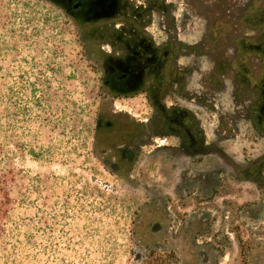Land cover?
<instances>
[{
    "label": "rangeland",
    "instance_id": "rangeland-1",
    "mask_svg": "<svg viewBox=\"0 0 264 264\" xmlns=\"http://www.w3.org/2000/svg\"><path fill=\"white\" fill-rule=\"evenodd\" d=\"M167 1L183 14V43L165 58L167 9L156 6V62L131 67L139 85L123 95L105 84L108 63L135 55L116 16L0 0V165L12 219L38 222L21 264H133L151 249L177 264H264V0H221L236 40L219 62L191 50L215 26L200 4L216 0ZM155 132L179 145L158 149Z\"/></svg>",
    "mask_w": 264,
    "mask_h": 264
},
{
    "label": "flooded vegetation",
    "instance_id": "flooded-vegetation-1",
    "mask_svg": "<svg viewBox=\"0 0 264 264\" xmlns=\"http://www.w3.org/2000/svg\"><path fill=\"white\" fill-rule=\"evenodd\" d=\"M132 0H65L68 3V9L73 15H83L87 16L89 19H108L112 16H116L117 20L120 22L117 26V34L119 35V41L123 45L131 44L135 48V55L122 54L123 57L119 58L118 62L108 63L106 66L107 79L105 81L106 85H111L121 94H126L130 91H136L138 88V81L132 82V78L128 79L130 68L136 64L142 65L143 67L151 65L156 62V46H161V44L156 43L155 38L150 35L154 22V9L166 8L164 11L163 18L157 22L158 27L162 29V33L165 38L162 40L164 42L163 46H168V55L165 58L171 57V46L177 47L176 42H182L180 37L184 31L182 15L175 14L176 7L168 3L167 0H134L135 3H131ZM99 2V4H97ZM171 2V1H169ZM200 2V0H199ZM225 1L216 0L213 5L200 4V10L198 11L199 17L206 18V27L210 25V21L215 25L211 31H206L199 34V38L195 43L196 48L191 49L196 51L197 54L206 55L212 60L222 61L224 55H226V50L228 47L234 46V41L236 37L234 36V24L236 22L232 14H226L221 12V7L225 10ZM231 9H233L231 7ZM220 20L228 22V27L224 28V25L220 23ZM231 34V36H229ZM179 53L182 51V45L179 43ZM179 53H176V57H179ZM228 53L232 55L233 49H229ZM230 55V56H231ZM130 57V58H129ZM140 58V60H139ZM143 58V59H142ZM136 59V60H135ZM142 59V60H141ZM181 58H178L180 62ZM167 61V60H166ZM108 62V61H107ZM121 66V67H120ZM144 72V71H143ZM151 78V77H150ZM154 76H152V83ZM154 87L149 91L150 96L154 100L159 96L158 93L154 91ZM161 98H169L174 95L169 91L160 93ZM170 106H176L175 104H170ZM162 108V107H161ZM155 114V111H153ZM152 113V114H153ZM104 124V123H103ZM101 121L96 124V133L98 134L102 126H104ZM167 128V127H166ZM165 131V129H164ZM158 138L160 141L164 140L165 144L159 143L156 145L158 149L167 148L171 146H178L179 139L174 137L171 133H154L148 138V140H154ZM175 138L176 144L172 145L170 140ZM169 140V141H168ZM168 142V144L166 143ZM100 148V149H99ZM95 153H101L105 155L107 152L101 147H95ZM109 163V164H108ZM110 169L113 172H118L120 168L116 163H110L108 161ZM125 163V170L129 171L130 164ZM122 167V165H121ZM123 168V167H122ZM264 165L260 166L259 173L262 172Z\"/></svg>",
    "mask_w": 264,
    "mask_h": 264
},
{
    "label": "trees",
    "instance_id": "trees-1",
    "mask_svg": "<svg viewBox=\"0 0 264 264\" xmlns=\"http://www.w3.org/2000/svg\"><path fill=\"white\" fill-rule=\"evenodd\" d=\"M1 117L2 115H0V122ZM3 131V124L0 123V132L3 133ZM3 150L0 143V160L3 157ZM5 165H0V264H21L23 256L28 254L23 251L38 246L35 240L38 222L37 217L35 220L19 218L15 221L10 216L11 200L8 195V182L11 171ZM133 264H177V261L169 252L151 249L147 250L143 256L136 257V262Z\"/></svg>",
    "mask_w": 264,
    "mask_h": 264
},
{
    "label": "water",
    "instance_id": "water-1",
    "mask_svg": "<svg viewBox=\"0 0 264 264\" xmlns=\"http://www.w3.org/2000/svg\"><path fill=\"white\" fill-rule=\"evenodd\" d=\"M97 4H99V2Z\"/></svg>",
    "mask_w": 264,
    "mask_h": 264
}]
</instances>
